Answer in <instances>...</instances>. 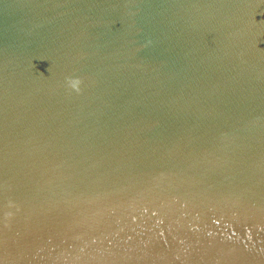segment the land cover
<instances>
[{"label":"water","instance_id":"95a60500","mask_svg":"<svg viewBox=\"0 0 264 264\" xmlns=\"http://www.w3.org/2000/svg\"><path fill=\"white\" fill-rule=\"evenodd\" d=\"M0 264H264V0H0Z\"/></svg>","mask_w":264,"mask_h":264}]
</instances>
